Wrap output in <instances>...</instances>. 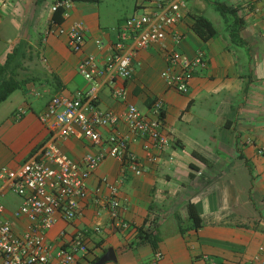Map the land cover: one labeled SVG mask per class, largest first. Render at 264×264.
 <instances>
[{
	"label": "crops",
	"instance_id": "crops-1",
	"mask_svg": "<svg viewBox=\"0 0 264 264\" xmlns=\"http://www.w3.org/2000/svg\"><path fill=\"white\" fill-rule=\"evenodd\" d=\"M57 1L0 0V64L14 53L18 77L28 79L0 104V168L18 167L50 137L40 113L54 95L73 97L88 89L91 82L78 70L80 59L91 53L102 60L111 53L117 28L126 19L113 26L103 21L100 0H72L69 15L57 24L68 29L75 21L84 22L86 45L82 52H74L65 33L48 32ZM193 2L176 27L184 35L176 48L189 56L203 49L208 67L197 70L186 93L166 86L162 77L166 62L158 44L139 51L131 79L118 78L100 90L97 105L118 114L124 113L127 103H134L153 115L154 99L162 98L161 129L170 145L151 163L145 158V138L131 142V149L144 161V172H127L120 187L121 215L128 228L113 225L102 202L109 195L102 179H115L121 172L120 161L107 157L90 176L89 196L81 202L77 217L69 222L60 218L49 231L55 247L77 232L85 233L89 264L110 247L117 260L105 264H151L157 250L163 253L157 264H252L256 257H264V17L255 11L264 7V0ZM217 2L238 9L242 26L237 34H233L232 15H207ZM139 8L136 2L134 9ZM196 14L209 18L218 30L208 41L191 28ZM114 88L126 90V101L114 97ZM32 94L41 98L38 109L37 101L29 99ZM117 129L127 131L124 120L117 128H102L103 139ZM59 146L79 162L101 147L78 135L60 140ZM8 194L3 197L4 216L16 231H24L28 218L14 214L22 197L8 198ZM188 202L196 204L203 223L199 229L182 232L191 223ZM149 216L160 237L156 249L150 243L138 244L136 237L135 227Z\"/></svg>",
	"mask_w": 264,
	"mask_h": 264
},
{
	"label": "built area",
	"instance_id": "built-area-1",
	"mask_svg": "<svg viewBox=\"0 0 264 264\" xmlns=\"http://www.w3.org/2000/svg\"><path fill=\"white\" fill-rule=\"evenodd\" d=\"M138 5L144 12L126 18L117 28L118 40L113 43L111 53L102 60L91 53L80 59L78 70L91 82L89 88L73 97L54 95L40 113L39 118L48 127L50 137L18 167L3 165L0 168V264H89L86 255L90 246L85 233H75L58 247L48 239V233L60 218L69 222L77 217L81 202L89 196L88 180L107 157L120 161L121 172L115 179H102L109 190L102 202L109 210L113 225L129 227L121 215L120 187L127 172L134 175L144 172L143 159L130 145L136 137L145 138V158L151 163L170 145L169 136L161 129L163 100L155 98L153 115L141 112L134 103H127L124 113L118 114L97 105L100 90L113 85L118 78L131 79L137 54L153 44H158L163 52L166 68L162 77L168 88L186 93L197 70L208 67L203 49L189 56L176 48L184 38L176 27L188 14L187 0H141ZM59 7L64 9L63 15L68 16L72 0H58L52 10ZM255 11L264 17V7L257 6ZM48 32L65 33L72 51L84 50V22L75 21L68 29L55 23ZM96 43L103 44L101 40ZM113 95L124 101L127 99L124 88H114ZM21 116L22 112L18 111L16 117ZM121 120L126 123L127 131L117 129L103 139L101 129L117 128ZM77 135L101 145L98 150L87 152L80 162L59 146L60 140ZM8 193L22 197L14 214L28 218L29 225L24 231H16L4 216L3 197ZM96 230L100 231V226ZM162 257L161 251H155L151 264H157ZM207 264L219 263L209 261ZM252 264H264V257H256Z\"/></svg>",
	"mask_w": 264,
	"mask_h": 264
},
{
	"label": "trees",
	"instance_id": "trees-1",
	"mask_svg": "<svg viewBox=\"0 0 264 264\" xmlns=\"http://www.w3.org/2000/svg\"><path fill=\"white\" fill-rule=\"evenodd\" d=\"M80 1H94L99 0H80ZM216 8L221 12L222 15L230 14L234 17L236 26L233 29V34L241 29L242 18L238 15V9L227 5L224 2H217ZM64 9L59 7L54 11L53 15V26L55 23H62L64 20L63 15ZM193 31L204 41H208L213 38L218 30L215 27L214 23L202 14L194 15V22L191 25ZM15 54L10 53L3 64H0V104L7 100L9 96L16 91L17 89L22 88L28 81V79H20L18 77L17 68L19 65L14 64ZM155 101V99H154ZM164 117V112H163ZM187 211L191 223L181 228V231L184 232L189 229H199L202 226V218L198 211V208L195 203L188 202ZM154 219L147 217L144 223L140 226H136L137 231L136 237L138 239V244L150 243L155 249L157 248L160 237L156 228L152 226Z\"/></svg>",
	"mask_w": 264,
	"mask_h": 264
},
{
	"label": "rangeland",
	"instance_id": "rangeland-1",
	"mask_svg": "<svg viewBox=\"0 0 264 264\" xmlns=\"http://www.w3.org/2000/svg\"><path fill=\"white\" fill-rule=\"evenodd\" d=\"M141 0H100L98 3L99 5V10L101 12V16L104 22L109 23V24H116L118 20H122V18H128L136 14H141L144 12L143 8H139L137 10L134 9L135 3L139 2ZM188 4H193V0H187ZM217 15L218 17H222L221 12L216 8V6H210L209 10L207 11V15L212 18L213 15ZM110 26V25H109ZM114 26V25H113ZM89 88V87H88ZM29 98V97H28ZM32 94L30 96V100L36 102L34 105L35 109H38V100H41V98H37ZM28 99V100H29ZM104 108V107H102ZM139 108V107H138ZM142 112V110L140 109ZM144 113V112H143ZM200 141L204 142V140H209L207 138H199ZM8 198H12L15 196L14 193H10L7 195ZM6 198V197H5ZM5 198L3 199L5 201Z\"/></svg>",
	"mask_w": 264,
	"mask_h": 264
},
{
	"label": "water",
	"instance_id": "water-1",
	"mask_svg": "<svg viewBox=\"0 0 264 264\" xmlns=\"http://www.w3.org/2000/svg\"><path fill=\"white\" fill-rule=\"evenodd\" d=\"M116 261L117 255L113 247H110L108 251L95 263V264H105L108 261Z\"/></svg>",
	"mask_w": 264,
	"mask_h": 264
}]
</instances>
